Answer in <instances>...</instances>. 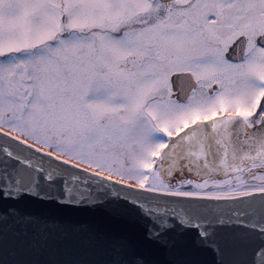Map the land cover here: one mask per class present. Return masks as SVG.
<instances>
[{
  "label": "snow or ice",
  "instance_id": "6c2138e0",
  "mask_svg": "<svg viewBox=\"0 0 264 264\" xmlns=\"http://www.w3.org/2000/svg\"><path fill=\"white\" fill-rule=\"evenodd\" d=\"M0 264H264V0H0Z\"/></svg>",
  "mask_w": 264,
  "mask_h": 264
},
{
  "label": "water",
  "instance_id": "95a60500",
  "mask_svg": "<svg viewBox=\"0 0 264 264\" xmlns=\"http://www.w3.org/2000/svg\"><path fill=\"white\" fill-rule=\"evenodd\" d=\"M75 218L80 222H93L102 217L103 213L100 210H84L73 214ZM117 227L119 230L124 231L128 235L135 237L138 235L139 226L134 222L128 220H122L117 222Z\"/></svg>",
  "mask_w": 264,
  "mask_h": 264
}]
</instances>
